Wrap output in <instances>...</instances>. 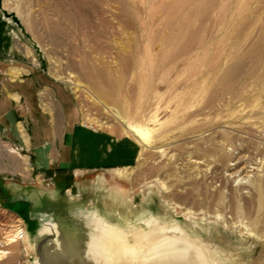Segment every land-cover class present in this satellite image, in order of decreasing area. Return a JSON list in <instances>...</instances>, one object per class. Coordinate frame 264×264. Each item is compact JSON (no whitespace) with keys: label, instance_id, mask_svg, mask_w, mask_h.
Segmentation results:
<instances>
[{"label":"rangeland","instance_id":"374dc122","mask_svg":"<svg viewBox=\"0 0 264 264\" xmlns=\"http://www.w3.org/2000/svg\"><path fill=\"white\" fill-rule=\"evenodd\" d=\"M88 63L106 68L108 77H95ZM230 65L239 73L221 84L218 71ZM252 68L260 80L243 76ZM146 86L175 97L180 108L207 102L201 114L216 122L144 146L127 131L124 116L138 112ZM97 87L108 91V102ZM259 104L264 107V0H0V187L9 195L55 196L69 209L106 198L108 214L121 215L112 225L119 229L161 220L201 239L209 264H264ZM40 116L50 130L54 120L60 123L56 139L48 135L50 151H37L33 142L45 133L34 120ZM233 168L239 172L231 179ZM55 206L48 221L53 213L66 215ZM22 225L0 191V251L6 252L0 264H33L21 236L11 242Z\"/></svg>","mask_w":264,"mask_h":264},{"label":"bare ground","instance_id":"6f19581e","mask_svg":"<svg viewBox=\"0 0 264 264\" xmlns=\"http://www.w3.org/2000/svg\"><path fill=\"white\" fill-rule=\"evenodd\" d=\"M4 1L8 2L9 0H4ZM33 26H34V24H33ZM30 28H31V24H30ZM27 54H28V56L30 55L29 52H27ZM80 65L83 66V64H79V66ZM84 67H85V69L91 70L93 72V74L95 75V77L103 78V77H106L107 73L109 75V72L104 67H101V68L95 67L94 65H91V63L84 65ZM218 72H219L218 78L221 77L220 82L222 84L225 81H227L231 76H233V74H238L239 70L237 71V68H233L230 65V66H228V68L221 69V71L219 70ZM215 73H213L212 75L214 76ZM204 74H206V73H204ZM108 75H107V77H108ZM207 75L208 74H206L205 76H207ZM196 76H198V75H196ZM243 76L253 77L255 79V81H258L262 78V74L260 73V71H258L257 68H252V69L248 70ZM69 78H71V77H69ZM206 78H209V77H206ZM208 81H210V80H208ZM197 83L198 82H196V86H197ZM207 84H209V83H207ZM177 85H179V84H177ZM198 86H199V84H198ZM76 88L79 89V86L76 85ZM187 88H190V87H187ZM203 88H204V86H203ZM208 88H210V87L208 86ZM80 89H81V86H80ZM195 89H199V88L195 87ZM93 90L96 94H98V96H100L101 100L108 102V98H109L108 97V91L106 93L105 89L102 87H97L96 89H93ZM177 93H179V91ZM204 93H205V91H204ZM42 95L43 94L41 93L40 97ZM163 96L164 95H161V93L158 91L157 87L152 88V89L150 87H147V86L144 87L142 89V93H141L139 100L137 102L138 112L136 110H134L130 115L126 114L124 116L126 119L127 125H128V129H129L127 131H129V133H133V135H131V136H133L132 138L137 142L138 141L143 142L144 146L145 145L150 146L151 144H159L160 141L162 139H164V136H167L169 133H170V135L167 136L166 140L168 142L172 141L174 139V136H173L174 131H177L179 129L182 130L183 128L189 127V128H187L186 132H188L189 134H194L197 131H199L202 126H212L214 124V122H216L212 118H209V116H206V114H204V115L201 114L202 109L207 110L209 108V104L207 102L204 104L203 108L201 109L199 107L200 104H197V103H199V101L196 102L197 101L196 100L195 101L196 103L193 102L195 104L194 107L197 106L199 109L192 111L191 108H190L191 110H189V107H185V106H183V108L178 107L176 102L174 101L176 99L174 97V95H173V97L175 99L171 98V96H169L168 99L164 98ZM179 97H181V96H179ZM195 98H196V96L193 99L195 100ZM177 99L179 100V98H177ZM197 99H199V98H197ZM202 99H203V97L200 100H202ZM239 100H242V99H239ZM172 101H174L175 103ZM243 103H244V107L248 108V111H251L254 108V106H251V103H249V102L243 101ZM192 106H193V104H192ZM172 107H173V109H172ZM259 107H260V109L264 110V107L260 106V104H259L258 108ZM166 108L168 110H166ZM227 108H228V106H227ZM164 109L166 111H168V114H166V116L160 118L159 116H160V114H162ZM210 109H211V107H210ZM186 111H189V112H186ZM217 111H221V108H219ZM181 113H183V115L180 117L179 114H181ZM199 115H202V117H204V118L203 119L199 118V120H197L198 119L197 117ZM117 118H118V116H117ZM256 121L260 125L259 126L260 128H261V126L264 127V115L257 117ZM53 123H54V128H55L56 132H59L60 131V123L58 125L56 120H54ZM263 127L261 128L262 130L264 129ZM161 152H163V151H161ZM187 156L189 157V160L191 158H193L194 157L193 151H189ZM238 159L240 160V158H238ZM185 161H187V160H185ZM239 162L241 163V161H239ZM236 164H239V163L237 162V163H235V165ZM154 169L155 168H153V170ZM241 169H239V170H241ZM232 170H234L235 173L228 175L229 177H231V179L233 177H235L239 172V171H236V169H234V168L230 169L229 171H232ZM229 181L230 180H227V179L225 180L224 178L220 180V182L223 183V186H225L226 184L228 185L230 183ZM258 182L263 183L264 180H262V181L259 180ZM228 186L230 188L231 193L233 194V189L231 188L230 184ZM263 188H264L263 185L257 186L259 194L260 195L262 194L261 196L264 195V189ZM0 190L5 197H6V195L10 196V197L12 196V194L11 195H9V193L7 194L6 191H4L1 187H0ZM93 216H95V215H93ZM18 218L22 221V223L24 225V229L22 230L21 233L19 231H15V234L12 237L13 239L11 240V242H13L14 239H17L21 236V239L26 243V246L30 247L29 235L27 234L25 223L23 222L22 218H20V217H18ZM92 222L94 223V226L97 229V231H96V236L91 238V246L100 248V250L102 251V255H109V256L114 255V256L122 257L123 259H126L128 261H132V262L140 261V262L145 263V262H151V261L158 259V258L176 256L181 252L180 251L181 247L188 249L189 245L191 244L190 246H192L194 248L193 251L195 254L193 256V260L197 261L198 264L199 263L200 264H206V262H207V256L205 253L206 250H203V248L201 246H199V243L201 244V240H199L198 238L192 240L186 232H184V231H182L176 227L168 226L164 222H162L161 220L149 219L148 221L145 222V225H146L145 228H141V229L136 228V229L130 230L131 235H132L131 240L128 239L127 232L102 221L98 217H92ZM55 229H56L55 225L49 223V224H44V227L42 229H40L38 232L41 234H50V233L53 234L54 232H56ZM129 241H131V242H129ZM0 253L3 256H4V254H6L5 251H0ZM3 256H1V257L3 258Z\"/></svg>","mask_w":264,"mask_h":264},{"label":"water","instance_id":"95a60500","mask_svg":"<svg viewBox=\"0 0 264 264\" xmlns=\"http://www.w3.org/2000/svg\"><path fill=\"white\" fill-rule=\"evenodd\" d=\"M73 188L75 187L73 186ZM78 196L77 194L76 197ZM1 198L6 204L10 205L12 210L25 223L30 248L34 253L33 264H198L197 261L193 260L195 254L194 248L190 246L191 244L188 249L181 247V252L176 256L158 258L145 263L128 261L114 255H102L100 248L91 246V238L96 236L97 231L92 222V217H98L102 221L115 226L116 222L121 220V215L118 212H113L112 215L108 214V201L106 198L90 200L84 207L79 209H69L68 205H65L66 203L61 206L58 205L59 201H56L55 196L46 198L43 194L32 192L23 195H12L11 197H5L1 192ZM51 205H56L55 208H63L66 215L58 216V214L53 213V218L48 221L47 215L50 211H54ZM70 211L75 213L70 215ZM108 218H111L110 221ZM49 223L55 225L56 232L53 234L38 232L44 227V224ZM122 230L127 232L128 239L131 240V232ZM189 237L192 240L196 239ZM202 242L201 240L199 246L206 250V264H209L208 249Z\"/></svg>","mask_w":264,"mask_h":264},{"label":"crops","instance_id":"0c3cea01","mask_svg":"<svg viewBox=\"0 0 264 264\" xmlns=\"http://www.w3.org/2000/svg\"><path fill=\"white\" fill-rule=\"evenodd\" d=\"M46 91L47 90H43L42 91V93H46ZM39 98V97H38ZM14 101H18V97L17 96H14ZM39 104L41 105V103H40V100H39ZM41 107V106H40ZM55 108V106L53 105V108L52 109H54ZM41 109H42V107H41ZM42 111L43 112H47V111H44L43 109H42ZM34 120H37V121H40V122H36V123H38V127L41 129V130H44L45 131V133H42L41 131L40 132H38V134H36L35 135V138H34V140L35 141H33V139L32 138H30L29 140H30V142H34L35 143V145H37V147H36V150L37 151H40V150H43V148H44V146H46L44 149H48V151H50V144H49V142H48V135H51V136H54L55 137V139H56V137L58 136L57 134H58V132H56V130H55V128H54V125L52 126V129L50 130L49 128H47V126H45L46 124H44V121H43V123H42V121L41 120H43V117H39V118H34ZM21 129V131H20V134H21V136H22V138H23V140H24V142H26L25 140H27L26 138V134H25V132H24V129L23 128H20ZM39 131V130H38ZM66 131V130H65ZM60 132V131H59ZM68 132V131H67ZM34 134L35 133H33V136H34ZM46 134V135H45ZM65 134V133H64ZM41 136V135H44L45 136V138H40L39 136ZM46 141H47V143H46ZM42 142H45V144H43ZM26 145L28 146L29 145V143L28 142H26ZM23 160V164H25L26 163V160H25V158H23L22 159ZM4 190V189H3ZM5 191V190H4ZM8 192V191H7ZM24 229V225H22V230Z\"/></svg>","mask_w":264,"mask_h":264}]
</instances>
